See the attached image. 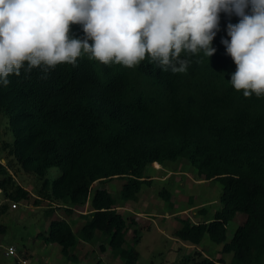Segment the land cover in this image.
Returning a JSON list of instances; mask_svg holds the SVG:
<instances>
[{"label": "trees", "instance_id": "obj_1", "mask_svg": "<svg viewBox=\"0 0 264 264\" xmlns=\"http://www.w3.org/2000/svg\"><path fill=\"white\" fill-rule=\"evenodd\" d=\"M239 19L221 12L214 53H182L187 61L182 73L150 58L128 68L105 65L82 52L74 65L59 64L47 72L43 65L26 71L25 63L7 86L0 83V111L15 135L2 148L42 181L43 197L64 202L67 212L90 201L91 211L77 232L66 218L56 217L41 234L43 242L59 244L73 259L81 241L107 236L122 264H138L139 231L129 242L133 221L118 209L110 190L100 187L92 194L93 186L124 178L122 199L136 201L143 185L153 183L148 166L187 159L206 180L223 183L222 208L209 221L181 219L175 237L199 245L209 236L232 256L229 262L221 258L224 264H264V96L244 97L232 87L236 65L222 43L230 40L227 25ZM70 35L85 38L79 24L71 26ZM52 167L61 170L53 180L47 176ZM0 174V189L8 198L31 196L1 160ZM161 194L171 197L167 189ZM2 207L6 211L7 205ZM238 214L246 218L229 237V223ZM201 255L196 264H218Z\"/></svg>", "mask_w": 264, "mask_h": 264}, {"label": "clouds", "instance_id": "obj_2", "mask_svg": "<svg viewBox=\"0 0 264 264\" xmlns=\"http://www.w3.org/2000/svg\"><path fill=\"white\" fill-rule=\"evenodd\" d=\"M221 12L240 18L222 41L236 65L232 87L264 96V0H0V83L25 63L26 71L43 65L47 72L74 65L82 52L128 68L150 58L182 73V53H214ZM74 24L84 39L70 35Z\"/></svg>", "mask_w": 264, "mask_h": 264}, {"label": "rangeland", "instance_id": "obj_3", "mask_svg": "<svg viewBox=\"0 0 264 264\" xmlns=\"http://www.w3.org/2000/svg\"><path fill=\"white\" fill-rule=\"evenodd\" d=\"M14 138L7 114L0 111V160L6 164L17 182L31 193L28 199L15 201L0 189V224L6 227L5 230L0 229V264H20L21 260L27 261V264H122L110 246L106 251V248L100 249L101 241L108 246L107 236L92 243L96 248L89 251L88 257L92 256L94 263H79L75 259H68L59 244L44 248L41 234L48 229L50 221L60 216L69 217L70 213L62 209L64 206L61 204L64 202L43 197L40 192L42 181L35 174L26 172L16 157L2 148L4 141L12 142ZM60 172L59 167H52L47 176L53 180ZM146 175L153 183L143 185L136 201L122 199L121 189L125 179L121 177L108 182L98 181L92 189V194L100 187L110 190L117 200L118 209L129 223L133 221L127 239L132 241L135 229L139 231L141 240L137 245L140 251L138 264H196L201 254L215 259L218 264H224L221 258L229 262L232 256L224 254L222 246L213 242L209 236L194 247L174 235V231L183 225L181 219L190 218L194 223L213 219L215 212L222 208L220 196L223 183L219 180H206L187 159L170 160L159 166L154 163L147 167ZM0 177L3 175L0 174ZM163 189L171 193L169 200L162 196ZM5 204L6 211L1 212ZM87 205L78 208L90 212L91 207ZM245 218L244 214H238L230 221L229 237ZM86 220V217H80L70 223L77 229ZM11 245L17 247V255L7 254ZM72 251L76 253L77 250Z\"/></svg>", "mask_w": 264, "mask_h": 264}, {"label": "crops", "instance_id": "obj_4", "mask_svg": "<svg viewBox=\"0 0 264 264\" xmlns=\"http://www.w3.org/2000/svg\"><path fill=\"white\" fill-rule=\"evenodd\" d=\"M88 204V205H87ZM86 205L87 206H90V201H88V203H87ZM118 204V203H117ZM65 206H67V207H73V206H71V205H69V204H64ZM86 206V207H87ZM74 208V211L72 212V213H70V216L69 217H66V219L68 220V221H73V220H75V219H79L80 217H85L84 216V214H86V213H88V212H85V211H82V210H80L79 208H75V207H73ZM64 211H66L65 210V208H62ZM69 213V212H68ZM75 215V216H74ZM62 217V216H61ZM85 223V222H84ZM83 223V224H84ZM82 224V225H83ZM81 225V226H82ZM81 226H78L77 227V229L76 228H74V230L77 232L78 230H79V228L81 227ZM75 227V226H74ZM207 236V235H206ZM205 236V237H206ZM52 245L53 246H56L57 245V243H45L43 246H45L44 248L45 249H48L49 247H52ZM193 245V244H192ZM200 245V244H199ZM199 245H193L194 247H196V246H199ZM107 246V245H106ZM99 247H100V244H99ZM109 246H107L106 247V249L104 250V251H106L107 250V248H108ZM95 248L96 247H93V244L92 243H89V242H84V241H81L79 244H78V246L74 249V250H77V251H75L76 253H74V254H76V257L77 258H73V259H75V260H77V261H80L79 263H83V262H86V263H94V260H93V258H92V256H90V257H88V255H89V251H93V250H95ZM53 249H55V248H53ZM101 249V248H100ZM56 250V249H55ZM55 252H57V251H55ZM53 256H54V254H53ZM68 259H71V258H68ZM120 260H121V258H120ZM49 261V260H48ZM47 261V262H48ZM122 261V260H121Z\"/></svg>", "mask_w": 264, "mask_h": 264}, {"label": "built area", "instance_id": "obj_5", "mask_svg": "<svg viewBox=\"0 0 264 264\" xmlns=\"http://www.w3.org/2000/svg\"><path fill=\"white\" fill-rule=\"evenodd\" d=\"M7 254L8 255H11V256L17 255L18 254L17 247L14 246V245L9 246L8 251H7ZM20 264H27V261L21 260Z\"/></svg>", "mask_w": 264, "mask_h": 264}]
</instances>
